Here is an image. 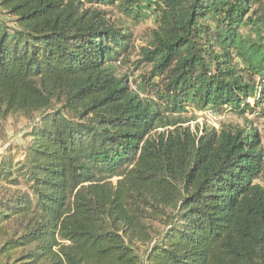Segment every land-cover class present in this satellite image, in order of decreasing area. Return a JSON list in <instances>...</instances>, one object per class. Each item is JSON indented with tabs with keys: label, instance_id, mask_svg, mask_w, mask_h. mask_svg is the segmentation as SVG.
<instances>
[{
	"label": "trees",
	"instance_id": "1",
	"mask_svg": "<svg viewBox=\"0 0 264 264\" xmlns=\"http://www.w3.org/2000/svg\"><path fill=\"white\" fill-rule=\"evenodd\" d=\"M104 7L152 12L138 52ZM0 17V122H31L23 159L0 158V264H264L260 135L183 116L262 103L264 0H0ZM134 53L143 97L119 73Z\"/></svg>",
	"mask_w": 264,
	"mask_h": 264
},
{
	"label": "rangeland",
	"instance_id": "2",
	"mask_svg": "<svg viewBox=\"0 0 264 264\" xmlns=\"http://www.w3.org/2000/svg\"><path fill=\"white\" fill-rule=\"evenodd\" d=\"M108 13V18L118 23H123V27L130 30L131 45L138 52L140 47L144 46L148 40L150 31L155 27V16L152 12L143 9L140 13L138 21L134 22L120 15L115 9L104 7ZM4 22H8L7 17H0ZM11 26V25H9ZM244 33L247 30L243 31ZM136 54L131 56L130 62L120 68V75L126 76L132 90L137 92L141 97L145 96L139 91L141 76L146 69L143 66H136ZM250 100L249 104L253 105ZM190 122L185 125L198 135L202 131L220 130L221 128H249L254 129L260 135L261 145L264 147V96L262 103L255 109L253 113H249L244 117H239L231 110H224L220 113L210 110L197 111L193 107L183 115ZM31 131V122L21 116H10L0 122V158L6 154L15 158V161H21L24 156L25 149L30 142L29 133ZM142 251V249H141ZM140 251V252H141Z\"/></svg>",
	"mask_w": 264,
	"mask_h": 264
}]
</instances>
